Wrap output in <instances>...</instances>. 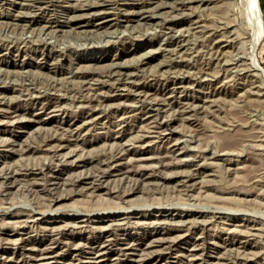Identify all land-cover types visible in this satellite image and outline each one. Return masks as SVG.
Here are the masks:
<instances>
[{
	"label": "rangeland",
	"instance_id": "rangeland-1",
	"mask_svg": "<svg viewBox=\"0 0 264 264\" xmlns=\"http://www.w3.org/2000/svg\"><path fill=\"white\" fill-rule=\"evenodd\" d=\"M85 1L94 3L99 0H53L56 8L49 6L50 10H54V12H48V14L47 12H37L38 10L31 6V0H0V107L6 109L11 106L16 109L17 119L19 122L21 120L22 124L8 126V118L0 115V131H5L0 135V172L14 173L12 180L9 181L2 180L3 178L0 176V259H2L0 264H28L17 260L27 257L28 253L23 254V249L27 250L38 242L55 246L54 248L62 255L61 260L54 259L52 264H97L88 258L91 255L86 253L89 243L98 239H113L108 252L110 258H114L125 235L142 238L138 240L141 247H144L143 243H147L149 239H171L180 236L173 247H167L165 243L167 239H164L159 243L152 244L151 247L144 250L145 252L135 251V256L146 258L144 264H155L156 261L158 264H264V174L262 172L264 165V96H261L263 92L257 88L259 83H253L252 80H249L250 82L245 80V83L239 75L235 76L233 73L236 69L243 68L242 65L237 67L238 64L246 61L249 48L247 38H249L248 35L252 27L244 12L242 1L159 0L161 2L159 3L158 0H143L144 6L138 8L135 7L138 0H107L99 5L98 10L88 11L89 14L76 8V4ZM164 2L166 7L159 9L157 5H164ZM179 2H187L188 6L183 11L176 9L175 6ZM259 3L264 25V0H259ZM28 4L30 5L28 6ZM171 7H174L175 10ZM138 9H147L149 12H153V18L144 20L133 17L131 14ZM230 10L232 11L230 12ZM81 14L82 16H80ZM48 18L49 20H47ZM89 19L92 21L87 24ZM99 22H103V24ZM255 53L264 68V33ZM141 60L146 62L143 63ZM112 62L114 66L117 63H119L118 66H128L131 73L128 76L130 79L124 75L119 77V75L110 74L109 76L107 69L114 68ZM79 67L81 70L85 68L88 71H81L78 69ZM87 67L91 70L89 71ZM133 71L134 73H132ZM103 72L104 74H102ZM81 73L92 75L84 78L81 77ZM100 73L104 76H101ZM93 78H97L98 81ZM99 79L103 80L99 81ZM177 79H185L182 86L173 85L170 82ZM187 79L188 81H186ZM80 80L81 82H79ZM91 81L93 82L91 83ZM113 81L117 82L114 84ZM89 83L92 84L89 85L91 87L87 86ZM184 84L188 86V89ZM134 85H142L145 89L155 90L154 92L179 86V91L181 90L183 93L177 94V96L197 99L194 104L195 106L197 104L195 111H198H192L193 113L189 112L186 115L178 114L179 112L174 109L169 111L176 113L175 116L173 112L168 111L157 117V122L168 123L169 130L164 132L160 139L149 137L146 140L147 143L143 145V149L123 155L122 158H125L122 162L128 172L112 173L103 180L100 187L89 188L84 183L85 181H81V178L97 174L102 170H111V167L98 166L94 162L75 165L77 159H89L92 156L101 155L103 152H109L115 149L118 143L123 145L128 134L131 135L128 138L130 140L133 138V140L128 142V146L127 142H124V146H130L129 148L138 146L137 143H134V135L137 137L140 134L136 125L140 126L144 123L142 121L145 116L143 117L140 113L149 109L146 103L132 99L135 94ZM93 86H96L95 89ZM248 86L253 88L245 90ZM77 88L81 90L82 94ZM231 90L237 91L242 97H245L244 93L248 91L253 94L255 99L260 98L263 102L261 105H250L245 98L241 100L240 94L230 96L228 91ZM41 94H56L61 98L65 96L62 100V107H66V112L71 115L78 114L80 111V108L72 103V99L79 94L86 95V98H94L95 101L91 104L92 106L88 107L94 112L97 111L94 118L98 119L89 122L91 126L89 123L86 125L78 136L76 145L70 144L69 146L73 147L70 150H68L70 147L63 149L61 154L52 158L54 161L50 159L53 157L50 155L53 154L49 151L42 149L36 151L28 148L20 150V147L24 149L29 145L30 138L33 140L37 138L38 142V137H43L46 133L53 134L52 136L59 134V137L64 140H72V137H67L68 134L60 135V133L54 132V123L65 117V114L61 112L58 114L59 111L50 115L55 121L53 125L50 123L44 126L39 134L37 129L34 130L36 125L25 124L31 123L29 119L32 118V114L33 116H46L44 112L39 113L40 103L43 101L34 100ZM69 94H72V97ZM101 94L102 97L111 98L110 103L113 104L111 105L107 101L106 104H101L106 105L105 108L100 106L97 99L101 97ZM108 94L109 96H107ZM155 94L157 96L153 95V97L161 98L159 94ZM30 96L35 97L30 98ZM230 98L234 100H229ZM120 116L127 118L123 120L125 124L122 123V126L130 127L123 142L107 138L108 130L114 133L111 123L120 121L122 119ZM132 117L136 118L133 120ZM110 120L112 122H109ZM106 124L107 127H105ZM190 128L193 129L190 130ZM257 128L258 130H256ZM52 131L54 133L51 134ZM31 132L33 135L30 134ZM34 133H37V136ZM223 135L225 137H222ZM2 137H4L3 140ZM9 137L14 141H10ZM7 139L9 140L7 141ZM33 140L30 141L31 147L38 144L36 140ZM151 141L154 142L151 143ZM110 142L116 143L115 146L112 147ZM22 144L25 145L22 146ZM174 144L176 145L172 149L171 146ZM14 149L16 150L14 151ZM73 149H75L74 152H72ZM260 153L262 155H259ZM258 156L262 159L261 162ZM146 157L154 158V162L153 160L152 163L140 161L141 158ZM160 157L164 164H169L168 167L162 169L159 166L161 165ZM73 161L75 162L72 163ZM256 161L262 164L259 163L261 167ZM140 164L143 166L151 164L152 166L150 165L147 171L158 170L159 177L156 174L147 180L143 179L144 181L140 179L138 174ZM249 165L253 167L251 168ZM84 169L86 170L84 171ZM249 169L252 171L250 172ZM29 171H34L36 174L25 176L24 173H29ZM73 173L75 174L73 175ZM74 181L81 182L74 184ZM108 215H113V217L103 218ZM86 219H89L88 222L84 221ZM71 238H74V243L69 241ZM50 239L56 241L57 244H49ZM79 250L85 251V253L76 255V251ZM120 256L119 258L122 260L120 261L124 264L126 262L133 263L132 257ZM217 258L221 261L216 262Z\"/></svg>",
	"mask_w": 264,
	"mask_h": 264
},
{
	"label": "bare ground",
	"instance_id": "bare-ground-1",
	"mask_svg": "<svg viewBox=\"0 0 264 264\" xmlns=\"http://www.w3.org/2000/svg\"><path fill=\"white\" fill-rule=\"evenodd\" d=\"M12 1V0H11ZM25 1V0H24ZM67 1V0H66ZM69 1V0H68ZM79 1V0H78ZM84 1V0H83ZM88 1H90V0H88ZM93 1V0H92ZM96 1V0H95ZM124 1V0H123ZM133 1V0H132ZM163 1V0H162ZM242 1V3H243V5H244V12L246 13V15L248 16V19L250 20V22H251V25H252V27H251V30H250V33H249V38H247L248 39V42H249V48H248V53H247V58H246V61L245 62H242V64H238V66L237 67H239V66H243V68L241 67V69L239 68V69H236L233 73L235 74V76H237V75H239V77L241 78V79H243L244 80V82H245V80L247 81H249V80H252L253 81V83H259L258 85H257V88L258 89H260L263 93L261 94V96H264V68L261 66V63H260V61L258 60V58H257V56H256V53H255V50L257 49V47H258V45L261 43V41H262V39H263V33H264V25H263V17L261 16V8H260V3H259V0H241ZM31 2H32V4H31V6L32 7H34V8H36L38 11L37 12H41V13H45V12H47V14H48V12L50 13V12H54V10H50V8H49V6H51V7H55V4L53 3V0H31ZM77 2V1H76ZM103 2H107V0H99V1H96V2H94V3H92V2H87V1H85L84 3H80L79 2V4L77 5L76 4V8L77 9H79L80 11H84L85 12V14H86V12H88V11H94V10H98L97 8L98 7H100L99 5L102 3L103 4ZM158 2H159V0H158ZM166 2V1H165ZM165 2H164V5L163 4H159V3H161V2H159L158 4L159 5H157V7L160 9V8H164V7H166L165 6ZM168 2V1H167ZM78 3V2H77ZM169 3V2H168ZM217 3V2H216ZM21 4V3H20ZM73 4H75V3H73ZM105 4V3H104ZM146 4V3H145ZM215 4V3H214ZM30 4H28V6H29ZM66 5V4H65ZM72 5V4H71ZM70 5V6H71ZM176 5V4H175ZM191 5V4H190ZM27 6V7H28ZM74 6V5H73ZM142 6H144V1L143 0H138L137 1V3H136V6L135 7H138V8H142ZM154 6V5H153ZM188 6V3L187 2H179V4L178 5H176L175 6V8L176 9H179V10H182L183 11V9L184 8H186ZM203 6V5H202ZM20 7V6H19ZM109 7V6H108ZM155 7V6H154ZM224 7V6H223ZM243 7V6H242ZM29 8V7H28ZM56 8V7H55ZM157 8V9H158ZM173 10H175L174 9V7H171ZM227 8V7H226ZM31 9V8H30ZM72 9V8H71ZM105 9V8H104ZM58 10V9H57ZM109 10V9H108ZM56 11V10H55ZM178 11V10H177ZM221 11V10H220ZM232 10H230V12H231ZM23 12V11H22ZM229 12V11H228ZM90 12H88V14H89ZM29 14H30V12H29ZM222 14H223V12H222ZM20 15V14H19ZM31 15V14H30ZM91 15V14H90ZM99 15V14H98ZM133 17H136V18H139V19H144V20H151L152 18H153V16H154V14H153V12H149L147 9H138L135 13L133 12V14H131ZM158 15V14H157ZM80 16H82V14L80 15ZM79 16V17H80ZM85 16V15H84ZM127 16V15H126ZM229 16V15H228ZM17 17H18V15H17ZM22 17V16H21ZM73 17V16H72ZM131 17V16H130ZM53 18H55V17H53ZM74 18H76L75 16H74ZM73 18V19H74ZM13 19H16V18H13ZM69 19V18H68ZM72 19V20H73ZM79 19V18H78ZM47 20H49V18L47 19ZM70 20V19H69ZM118 20H120V19H118ZM200 20V19H199ZM17 21V20H16ZM25 21V20H24ZM24 21H22V22H24ZM92 20H90L89 19V21L87 22V24H89L90 22H91ZM173 21V20H172ZM176 21V20H175ZM231 22H233L234 20H230ZM230 21H228V22H230ZM30 22V21H29ZM64 22H66V21H64ZM13 23V22H12ZM27 23V22H26ZM36 23V22H35ZM68 23V22H67ZM93 23V22H92ZM99 23H102L103 24V22H99ZM1 24V23H0ZM20 24V23H19ZM30 24V23H29ZM64 24V23H63ZM23 25V24H22ZM43 25V24H42ZM55 25V24H54ZM84 25V24H83ZM95 25V24H94ZM99 25V24H98ZM101 25V24H100ZM204 25V24H203ZM226 25V24H225ZM227 26V25H226ZM15 27V26H14ZM24 27V26H23ZM26 27V26H25ZM45 27V26H44ZM78 27V26H77ZM229 27V26H228ZM19 28V27H18ZM167 28H168V26H167ZM208 28V27H207ZM41 29V28H40ZM43 29V28H42ZM134 29V28H133ZM206 29V28H205ZM189 30V29H188ZM202 30V29H201ZM174 31V30H173ZM195 31V30H194ZM249 32V31H248ZM247 32V33H248ZM111 33V32H110ZM216 33V32H215ZM214 33V34H215ZM201 34V33H200ZM174 35V34H173ZM228 35V34H227ZM225 37V36H224ZM214 38V37H213ZM227 38V37H226ZM179 39V38H178ZM182 39V38H181ZM220 39V38H219ZM232 39V38H231ZM218 40V39H217ZM242 40V39H241ZM30 42V41H29ZM32 42V41H31ZM205 42V41H204ZM247 42V43H248ZM24 44V43H23ZM45 44V43H44ZM4 45V44H3ZM166 45V44H165ZM42 46V45H41ZM46 46V45H45ZM29 47V46H28ZM51 47V46H50ZM163 47H165V46H163ZM162 47V48H163ZM178 47V46H177ZM7 48H8V46H7ZM7 48H6V50H7ZM11 48V47H10ZM22 48H23V45H22ZM29 48H31V47H29ZM159 48V47H158ZM157 48V49H158ZM172 48V47H171ZM243 48V47H242ZM44 49V48H43ZM48 49V48H47ZM166 49V48H165ZM168 49V48H167ZM166 49V50H167ZM177 49V48H176ZM26 50V49H25ZM33 50V49H32ZM45 50V49H44ZM43 50V51H44ZM51 50V49H50ZM207 50V49H206ZM17 51V50H16ZM152 51V50H151ZM215 51V50H214ZM7 52V51H6ZM9 52V51H8ZM11 52V51H10ZM35 52V51H34ZM227 53H229V52H227ZM1 54V53H0ZM17 54H18V52H17ZM44 54V53H43ZM166 54V53H165ZM232 54V53H231ZM153 55V54H152ZM175 55V54H174ZM222 55V54H221ZM28 56V55H27ZM44 56V55H43ZM146 56V55H145ZM227 56V55H226ZM231 56V55H230ZM233 56H234V54H233ZM245 56V55H244ZM243 56V57H244ZM19 57V56H18ZM136 57V56H135ZM139 57V56H138ZM144 57V56H143ZM151 57V56H150ZM24 58V57H23ZM42 58V57H41ZM44 58V57H43ZM147 58V57H146ZM214 58V57H213ZM56 59V58H55ZM72 59V58H71ZM112 59V58H111ZM134 59V58H133ZM182 59V58H181ZM180 59V60H181ZM70 60V59H69ZM90 60V59H89ZM76 61V60H75ZM133 61V60H132ZM131 61V62H132ZM142 61V60H141ZM140 61V62H141ZM243 61V60H242ZM1 62V61H0ZM5 62V61H4ZM57 62V61H56ZM77 62V61H76ZM127 62V61H126ZM143 62V61H142ZM141 62V63H142ZM144 62H146V61H144ZM143 62V63H144ZM225 62H226V60H225ZM235 62V61H234ZM38 63V62H37ZM58 63V62H57ZM71 63V62H70ZM70 63H69V65H70ZM113 63V62H112ZM121 63H123V62H121ZM129 63V62H128ZM240 63V62H239ZM6 64V63H5ZM51 64H53V63H51ZM59 64V63H58ZM118 65H119V63H117ZM117 64H115L116 66H114V63H113V65L112 66H114V68L113 69H107V73H109V76H110V74L111 75H114V76H118L119 75V77H120V75H124L125 77L127 76H130L131 75V73L129 72V70H130V68L128 67V66H122L121 64V66H118ZM132 64V63H131ZM158 64H160V63H158ZM157 64V65H158ZM228 64V63H227ZM15 65V64H14ZM17 65H19V64H17ZM21 66L23 65V63L22 64H20ZM29 65V64H28ZM50 65V64H49ZM62 65V64H61ZM124 65H125V63H124ZM68 66V65H67ZM86 66H88L89 67V65H86ZM138 66V65H137ZM47 67V66H46ZM55 67V66H54ZM85 67V66H84ZM87 67V68H88ZM156 67V66H155ZM200 67V66H199ZM86 68V67H85ZM84 68V70H86ZM169 68V67H168ZM61 69V68H60ZM64 69V68H63ZM78 69H80V67L78 68ZM89 69V68H88ZM149 69V68H148ZM3 70V69H2ZM27 70V69H26ZM29 70V69H28ZM81 70V69H80ZM83 70V69H82ZM81 70V71H82ZM83 70V71H84ZM91 69H89V71H90ZM142 70V69H141ZM18 71V70H17ZM51 71V70H50ZM69 71V70H68ZM76 72L78 71V70H75ZM86 71H88V70H86ZM242 71V72H241ZM24 72V71H23ZM27 72V71H26ZM53 72V71H52ZM69 72H71V71H69ZM78 72H80V71H78ZM91 72H95V71H91ZM96 72H97V70H96ZM16 73V72H15ZM18 73V72H17ZM53 73H55V72H53ZM89 73V72H88ZM132 73H134V71L132 72ZM181 73V72H180ZM193 73H194V71H193ZM205 73V72H204ZM207 73V72H206ZM209 73V72H208ZM221 73V72H220ZM228 73V72H227ZM12 74V73H11ZM27 74V73H26ZM84 74H86V73H81V77H84V78H86V77H89V76H91L92 74H90V75H84ZM102 74H104V72L102 73ZM101 73H100V75L101 76H104V75H102ZM137 74V73H136ZM153 74V73H152ZM160 74V73H159ZM168 74V73H167ZM179 74V73H178ZM225 74H226V72H225ZM14 75V74H13ZM23 75H24V73H23ZM49 75V74H48ZM95 75H99V74H95ZM99 75V76H100ZM170 75V74H169ZM220 75V74H219ZM233 75V74H232ZM26 76V75H25ZM80 76V75H79ZM234 76V75H233ZM42 77V76H41ZM64 77V76H63ZM105 77H106V75H105ZM108 77V76H107ZM132 77V76H131ZM166 77V76H165ZM165 77H163V78H165ZM171 77V76H170ZM173 77V76H172ZM183 77V76H182ZM226 77V76H225ZM76 78V77H75ZM79 78V77H78ZM92 78V77H91ZM98 78H100V77H98ZM111 78V77H110ZM117 78V77H116ZM116 78H114L115 80H116ZM129 78V77H128ZM133 78V77H132ZM167 78H169V77H167ZM177 78V77H176ZM180 78H181V76H180ZM184 78V77H183ZM189 78V77H188ZM238 78V77H237ZM237 78H236V80H237ZM28 79V78H27ZM88 79V78H87ZM94 79V78H93ZM92 79V80H93ZM96 80H97V78H95ZM94 79V80H95ZM130 79V78H129ZM174 79V78H173ZM196 79V78H195ZM211 79H213V78H211ZM234 79V78H233ZM240 79V80H241ZM52 80V79H51ZM60 80V79H59ZM74 80V79H73ZM79 80V79H78ZM103 79H99V81H102ZM119 80V79H118ZM117 80V81H118ZM147 80V79H146ZM158 80H159V78H158ZM185 79H177V80H173V81H170L173 85H181V84H183L185 81H184ZM191 80V79H190ZM207 80V79H206ZM226 80V79H225ZM68 81V80H67ZM83 81V80H82ZM87 81V80H86ZM88 81H90V80H88ZM87 81V82H88ZM98 81V80H97ZM96 81V82H97ZM117 81H115V82H117ZM129 81V80H128ZM134 81H135V79H134ZM166 81V80H165ZM186 81H188V79L186 80ZM247 81V82H248ZM69 82V81H68ZM73 82V81H72ZM79 82H81V80L79 81ZM93 81H91V83H92ZM95 82V81H94ZM110 82H112V81H110ZM115 82L113 81V83L115 84ZM121 82V81H120ZM126 82H127V79H126ZM164 82V81H163ZM166 82H168V81H166ZM193 82V81H192ZM243 82V81H242ZM250 82V81H249ZM21 83V82H20ZM61 83V82H60ZM82 83H84V81L82 82ZM100 83V82H99ZM105 83V82H104ZM107 83V82H106ZM125 83V82H124ZM191 83V82H190ZM246 83V82H245ZM24 84V83H23ZM50 84V83H49ZM61 84H63V83H61ZM66 84V83H65ZM101 84H102V82H101ZM108 84H109V82H108ZM121 84V83H120ZM163 84V83H162ZM32 85V84H31ZM54 85V84H53ZM81 85V84H80ZM79 85V86H80ZM84 85V84H83ZM89 85H92V84H88L87 86H89ZM97 85V84H96ZM99 85V84H98ZM106 85V84H105ZM128 85V84H127ZM133 85V84H132ZM164 85V84H163ZM185 86H186V84H184ZM190 85H192V83L190 84ZM254 85V84H253ZM252 85V86H253ZM21 86V85H20ZM37 86V85H36ZM51 86V85H50ZM59 86V85H58ZM86 86V87H87ZM102 86V85H101ZM110 86V85H109ZM179 86L178 87H173L172 89H169V90H165V89H160V90H158V91H156V92H154L155 90H153V91H151L150 89H145L142 85H134V91H135V94H134V97L132 98L133 100H136V101H140V103L142 102V103H146V106H147V108L149 109V110H147L146 112H142V113H140L143 117L145 116V118H144V120L142 121V122H144L142 125H140V126H138V125H136L137 126V128H138V130H139V132H140V134L139 135H137V137H136V135H134L135 136V140H134V143H137L138 144V146H135V147H133L132 148V146H131V148H129V147H126V146H124L125 145V143L127 142V146H128V142L130 143V141L131 140H133V138L130 140L129 138L131 137V135L129 136V134H128V137L126 138V134L128 133V131L130 130L129 128H124L122 125L123 124H125V123H123V120L125 119V118H122L121 116V118L122 119H120V121H117L116 123H114V124H112L111 123V129H114V133H111L110 132V130H108V137L107 138H110V140H117V141H119V142H123V140L125 139V143L123 142L122 144L123 145H120L119 143H118V145H119V147H117V146H115L114 144H116V143H113L112 144V142H110L111 144H112V147H116L115 149H113V150H111V151H109V152H103V153H101V155H96V156H92V157H90L89 159H77L76 160V162L75 161H73L72 163H74L75 165H77V164H84V163H91V162H94V163H96L95 165H98V166H106V167H111V170H102V171H100V172H98L97 174H93V175H89V176H85L84 178H81V181H85L84 183L87 185V187H89V188H97V187H100L102 184H103V180H105L107 177H109L110 175H112V173H116V174H121V173H126V172H128V170H125V166H124V163L122 162L123 160H124V158H122L123 157V155L124 154H127V153H130L131 151H135V150H137V149H143V145H145L147 142H146V140L150 137H153V138H155L156 140L157 139H160L161 137H162V135L164 134V132H166L167 130H169V128H168V123L167 122H165V121H163V122H160V121H156L157 120V117H160V116H162L164 113H166V112H168L169 110H174V111H178L179 113L178 114H188L189 112H192V111H195V108H196V106H197V104H196V106H195V104H194V102H197V99L196 100H194L193 98H189V97H187V96H177V94L179 95L180 93H181V90L179 91ZM182 86V85H181ZM242 86V85H241ZM244 87H246L245 85H243ZM250 87V86H248V88H246L245 90H249V88L251 89V88H253V87ZM42 87V86H41ZM54 87V86H53ZM52 87V88H53ZM72 87V86H71ZM80 87H82V86H80ZM84 87V86H83ZM89 87H91V86H89ZM89 87H87V88H89ZM94 87V86H93ZM96 87V86H95ZM95 87H94V89H95ZM98 87V86H97ZM122 87V86H121ZM187 87V88H186ZM186 87H184V88H186V89H188V86H186ZM205 87V86H204ZM38 88V87H37ZM59 88V87H58ZM57 88V89H58ZM64 88V87H63ZM73 88H74V86H73ZM73 88H71V89H73ZM118 88V87H117ZM161 88V87H160ZM183 88V89H184ZM257 88H256V90H257ZM22 89V88H21ZM78 90H80L79 88H77ZM86 89V88H85ZM98 89V88H97ZM157 89V88H156ZM243 89V88H242ZM16 90V89H15ZM43 90V89H42ZM54 90V89H53ZM68 90V89H67ZM66 90V91H67ZM69 90H70V88H69ZM68 90V91H69ZM83 90V89H82ZM234 90V89H233ZM244 90V91H245ZM18 91V90H17ZM55 91V90H54ZM53 91V92H54ZM61 91V90H60ZM67 91V92H68ZM84 91V90H83ZM225 91V90H224ZM240 91V90H239ZM253 91V90H252ZM259 91V90H258ZM25 92V91H24ZM28 92V91H27ZM29 92H31V91H29ZM38 92V91H37ZM42 92H44V91H42ZM47 93H48V91H46ZM56 92V91H55ZM73 92H74V90H73ZM79 92V91H78ZM78 92H77V94H78ZM80 92H81V90H80ZM90 92V91H89ZM99 92H101V91H99ZM98 92V93H99ZM133 92V91H132ZM201 92V91H200ZM214 92V91H213ZM212 92V93H213ZM241 92V91H240ZM34 93V92H33ZM45 93V92H44ZM52 93V92H51ZM61 93V92H60ZM70 93H71V91H70ZM102 93H103V91H102ZM119 93V92H118ZM155 93H157V94H159L160 96H161V98L159 97L158 99H157V97L155 98V97H153V95H155V96H157ZM182 93H183V91H182ZM181 93V94H182ZM216 93V92H215ZM225 93H226V91H225ZM258 93H261V92H258ZM25 94V93H24ZM27 94V93H26ZM37 94V93H36ZM36 94H33V95H36ZM81 94H82V92H81ZM84 94V93H83ZM86 94V93H85ZM106 94V93H105ZM121 94V93H120ZM228 94L230 95V96H237V95H239L238 94V92L237 91H228ZM257 94V93H256ZM20 96H21V94H19ZM32 95V94H31ZM38 95V94H37ZM70 95V94H69ZM72 95V94H71ZM70 95V97H72ZM73 95H74V93H73ZM184 95V94H183ZM218 95V94H217ZM225 95V94H224ZM26 96V95H25ZM63 96V95H62ZM66 96H67V94H66ZM86 95H80L79 94V96H75L73 99H72V103L73 104H76L79 108H80V111H79V113L78 114H68L67 112H66V110H65V106L67 105L66 103H65V108H63L62 107V100H63V98L65 97H63V98H61V97H59V96H56V94L55 95H53V94H41V95H39V96H36V98L34 99V100H42L43 102L42 103H40V112L39 113H41V112H44V114L46 115V116H41V115H38V116H33V114H32V118H30L29 120H30V122L31 123H25V124H27V125H30V124H33V125H36V128H34V130H38V134L39 133H41L42 131H41V129H44V126H46V125H48V124H50V123H52V125H53V122H55V121H53L52 120V117L50 116L51 114H53V113H56L57 111H59L58 112V114L61 112V113H63V114H65V117L62 119V120H60V121H58V122H56V123H54L55 125H53L54 126V132L56 131V134H58V133H60V135L62 134V133H64L65 135L66 134H68L67 135V137L68 136H70V137H72V140H64L62 137H59V134H58V136H52L53 134L52 133H54L53 131L51 132V134L52 135H50V134H45L43 137L41 136V135H39V136H41V137H38L39 139H38V142H37V138H35V140H36V142L38 143L36 146H34V147H31L30 146V141L31 140H33L32 138H30L31 140L29 141V145H27V147H24V149H22V147H20L21 149V151L22 150H25L26 148H28V149H34V150H38V149H42V150H45V151H49V152H51V154H53V155H50V156H53V157H50V159H52V158H55V156H58L59 154H61V152H62V150L63 149H65V148H67V147H70L69 145L70 144H75V143H77L78 142V140H77V138H78V136H80V133L83 131V129L86 127V125L89 123V122H91V121H95L96 119H98V118H94V115H95V113L97 112H94L92 109H90L88 106L89 105H91V104H93V101H94V98L92 99V98H86L85 97ZM90 96V95H89ZM92 96V95H91ZM95 96H97L96 94H95ZM94 96V97H95ZM98 96H99V94H98ZM105 96V95H104ZM107 96H109V94L107 95ZM129 96V95H128ZM240 96H241V94H240ZM244 96L245 97H242L241 96V100L243 99V98H245L249 103H250V105L251 104H256V105H261L262 104V102H263V100L262 99H255V97H253V94H251V93H249L248 91H246L245 93H244ZM18 97V96H17ZM28 97V96H27ZM32 97H35V96H32ZM31 96H30V98H32ZM218 98H219V96H217ZM260 97V96H259ZM3 98V97H2ZM25 99L24 100H26V97H24ZM29 98V99H30ZM116 99V98H115ZM126 99V98H125ZM232 98H230L229 100H231ZM11 100H13V99H11ZM31 100V99H30ZM33 100V99H32ZM65 100V99H64ZM67 100V99H66ZM112 99L111 98H107V97H102V94H101V97L100 98H98L97 99V102H98V104L100 105V106H106V105H101V104H106V102L107 101H109V103H110V101H111ZM209 100H211V99H209ZM232 100H234V99H232ZM238 100V99H237ZM246 100H245V102H246ZM135 101V103H137ZM70 102V101H69ZM68 102V103H69ZM119 102V101H118ZM122 102V101H121ZM120 102V104L122 105V103ZM123 102H124V99H123ZM134 102V101H133ZM213 102H215V101H213ZM8 103H9V101H8ZM18 103V102H17ZM21 103V102H20ZM94 103H95V101H94ZM139 103V102H138ZM224 103V102H223ZM248 103V104H249ZM264 103V102H263ZM0 104H1V102H0ZM13 104H14V102H13ZM29 104V103H28ZM27 104V105H28ZM64 104V103H63ZM97 104V105H98ZM111 105L113 104V103H110ZM109 104V105H110ZM236 104V103H235ZM241 104V103H240ZM26 105V104H25ZM71 105V104H70ZM245 105V104H244ZM264 105V104H263ZM69 106V105H68ZM68 106H67V108H68ZM76 106V108H78ZM92 106V105H91ZM20 107V106H19ZM23 107V106H22ZM71 107V106H70ZM96 107V106H95ZM98 107V106H97ZM119 107H120V105H119ZM25 108V107H24ZM99 108V107H98ZM105 108V107H104ZM143 108V107H142ZM198 108H199V106H198ZM205 108V107H204ZM208 108V107H207ZM236 108V107H235ZM102 109V108H101ZM114 109V108H113ZM133 109V108H132ZM140 109V108H139ZM249 109V108H248ZM96 110V109H95ZM98 110V109H97ZM135 110H137V109H135ZM209 110V109H208ZM227 110V109H226ZM251 110V109H250ZM23 111V110H22ZM144 111V110H143ZM198 111V110H197ZM197 111H195V112H197ZM204 111V110H203ZM212 111V110H211ZM254 111V110H253ZM125 112H127L126 110H125ZM153 112V113H152ZM170 112V111H169ZM171 112H173V111H171ZM170 112V113H171ZM210 112V111H209ZM224 112V111H223ZM72 113V112H71ZM105 113V112H104ZM133 113V112H132ZM131 113V114H132ZM174 113V112H173ZM193 113V112H192ZM228 113V112H227ZM226 113V114H227ZM234 113V112H233ZM35 114V113H34ZM109 114V113H108ZM115 114V113H114ZM121 114V113H120ZM129 114V113H128ZM175 114L176 113H174V116H175ZM0 115L1 116H5V117H7L8 118V121H7V125L8 126H14L15 124H21V120H20V122L18 121L19 119H17V117H18V114H17V111H16V109H14L13 107H11V106H8L6 109H3V108H1L0 107ZM25 115V114H24ZM57 115V114H56ZM97 115V114H96ZM95 115V116H96ZM104 115V114H103ZM133 115V114H132ZM135 115V114H134ZM205 115V114H204ZM214 115H216V114H214ZM235 115V114H234ZM22 116V115H21ZM28 116H29V114H28ZM31 116V115H30ZM127 117L129 116V115H126ZM183 117H184V115H182ZM189 116V115H188ZM187 116V117H188ZM23 117V116H22ZM115 117V116H114ZM113 117V118H114ZM125 117V116H124ZM130 117V116H129ZM141 117V116H140ZM179 117V116H178ZM178 117H176V118H178ZM186 117V116H185ZM190 117H191V115H190ZM203 117V116H202ZM205 117V116H204ZM222 117V116H221ZM264 117V116H263ZM29 118V117H28ZM110 118H111V116H110ZM133 118V117H132ZM136 118V117H135ZM135 118H133V120L135 119ZM167 118V117H166ZM173 118V117H172ZM179 118H181V117H179ZM193 118V117H192ZM234 118V117H233ZM239 118V117H238ZM23 119H25L24 117H23ZM127 119V118H126ZM125 119V120H126ZM188 119V118H187ZM189 119H191V118H189ZM257 119V118H256ZM1 120V119H0ZM26 120H27V116H26ZM25 120V121H26ZM100 120V119H99ZM116 120V119H115ZM114 120V121H115ZM118 120V119H117ZM165 120V119H164ZM167 120H168V118H167ZM173 120V119H172ZM180 120V119H179ZM182 120V119H181ZM212 120V119H211ZM234 120V119H233ZM242 120V119H241ZM3 121H4V119H3ZM28 121V120H27ZM176 121V120H175ZM184 121V120H183ZM182 121V122H183ZM238 121H239V119H238ZM257 121V120H256ZM103 122V121H102ZM101 122V123H102ZM109 122H112L111 120L109 121ZM187 122V121H186ZM193 122V121H192ZM224 122V121H223ZM242 122V121H241ZM244 122V121H243ZM258 122V121H257ZM96 123H97V121H96ZM106 123V122H105ZM123 123V124H122ZM181 123V122H180ZM2 124H5V123H2ZM109 124V123H108ZM141 124V123H140ZM170 124V123H169ZM229 124V123H228ZM22 125V124H21ZM89 125H90V123H89ZM184 125H186V124H184ZM246 125V124H245ZM244 125V126H245ZM15 126H17V125H15ZM24 126V125H23ZM91 126V125H90ZM108 125L106 124V126L105 127H107ZM183 126V125H182ZM31 127V126H30ZM49 127H51V126H49ZM172 127V126H171ZM175 127V126H174ZM177 127V126H176ZM175 127V128H176ZM186 127V126H185ZM196 127H197V125H196ZM212 127V126H211ZM238 127V126H237ZM32 128V127H31ZM189 128V127H188ZM210 128V127H209ZM230 128V127H229ZM252 128V127H251ZM262 128V127H261ZM9 129V128H8ZM7 129V130H8ZM45 129H48V128H45ZM109 129H110V127H109ZM134 129V128H133ZM179 129V128H178ZM177 129V130H178ZM191 129H193V128H190V130ZM208 129V128H207ZM249 129V128H248ZM25 130V129H24ZM88 130V129H87ZM86 130V131H87ZM136 130V129H135ZM137 130V131H138ZM175 130V129H174ZM250 130V129H249ZM256 130H258V128L256 129ZM10 131H11V129H10ZM9 131V132H10ZM17 131V130H16ZM20 131V130H19ZM48 131V130H47ZM46 131V132H47ZM58 131H60V132H58ZM136 131V132H137ZM239 131V130H238ZM3 132H5V131H3ZM3 132L2 131H0V135H2L3 134ZM33 132V131H32ZM32 132L30 133V134H32ZM98 132V131H97ZM131 132V131H130ZM139 132H137V133H139ZM184 132V131H183ZM235 132V131H234ZM237 132V131H236ZM243 132V131H242ZM253 132V131H252ZM133 133V132H132ZM168 133V132H167ZM191 133H193V132H191ZM190 133V134H191ZM233 133V132H232ZM238 133V132H237ZM35 134V133H34ZM37 134V133H36ZM35 134V135H36ZM84 134V136H85V133H83ZM188 134V133H187ZM203 134H206V133H203ZM224 134V133H223ZM229 134H230V132H229ZM244 134V133H243ZM251 134H253V133H251ZM12 135V134H11ZM11 135H9V136H11ZM33 135V134H32ZM31 135V136H32ZM150 135V136H149ZM215 135H217V134H215ZM222 135V134H221ZM242 135V134H241ZM37 136V135H36ZM36 136H33V137H36ZM83 136V137H84ZM201 136V135H200ZM227 136H229V135H227ZM177 137V136H176ZM221 137V136H220ZM222 137H225L224 135L222 136ZM232 137V136H231ZM262 137V136H261ZM3 138L4 137H2V140H3ZM29 138V137H28ZM218 138V137H217ZM234 138V137H233ZM238 138V137H237ZM9 139H10V141H12L13 139H11L10 137H9ZM9 139H7V141L9 140ZM66 139V138H65ZM79 139V138H78ZM82 139V138H81ZM106 139V138H105ZM128 139V141H126ZM180 139V138H179ZM209 139V138H208ZM231 138L229 137V140H230ZM35 140H33V141H35ZM82 140H85V139H82ZM87 140V139H86ZM109 140V141H110ZM234 140V139H233ZM238 140V139H237ZM236 140V141H237ZM260 140V139H259ZM1 141V140H0ZM14 141V140H13ZM89 141V140H88ZM224 141V140H223ZM226 141V140H225ZM224 141V142H225ZM231 141V140H230ZM28 142V141H27ZM35 142V143H36ZM83 142V141H82ZM86 142V141H85ZM91 142V141H90ZM154 141H151V143H153ZM227 142V141H226ZM245 142V141H244ZM8 143V142H7ZM33 143V142H32ZM31 143V144H32ZM133 143V142H132ZM131 143V144H132ZM148 143H150V142H148ZM228 143H230V142H228ZM257 143V142H256ZM10 144H12L11 142H10ZM15 144V143H14ZM26 144V143H25ZM24 144V145H25ZM80 144V143H79ZM83 144V143H82ZM105 145H106V143H104ZM177 144V143H176ZM176 144H174V145H172L171 147H172V149H173V147L176 145ZM196 144V143H195ZM240 144V143H239ZM9 145V144H8ZM7 145V146H8ZM23 144H22V146H24ZM32 145H35V144H32ZM76 145V144H75ZM101 145V144H100ZM133 145V144H132ZM170 145V144H169ZM183 145V144H182ZM238 145V144H237ZM250 145V144H249ZM10 146V145H9ZM13 146V145H12ZM21 146V145H20ZM74 146V145H73ZM103 146V145H102ZM223 146V145H222ZM239 146V145H238ZM78 147V146H77ZM83 147H85V146H83ZM111 146L109 145V148H110ZM182 147V146H181ZM236 147V146H235ZM234 147V148H235ZM12 148V147H11ZM14 148V147H13ZM73 148V147H72ZM71 147L68 149V150H70V149H72ZM74 148H75V146H74ZM92 148V147H91ZM145 148V147H144ZM151 148V147H150ZM167 148H168V146H167ZM193 148H195L194 146H193ZM212 148V147H211ZM3 149V148H2ZM19 149V148H18ZM79 149V148H78ZM85 149V148H84ZM107 149V148H106ZM105 149V150H106ZM165 149H166V147H165ZM169 149V148H168ZM12 150V149H11ZM16 149H14V151H15ZM103 151H104V149H102ZM101 150V151H102ZM138 150V151H139ZM145 150V149H144ZM171 150V149H170ZM169 150V151H170ZM13 151V150H12ZM11 151V152H12ZM18 151V150H17ZM75 151V149H73L72 150V152H74ZM86 151V150H85ZM107 151V150H106ZM168 151V150H167ZM249 151V150H248ZM31 152V151H30ZM41 152V151H40ZM84 152V151H83ZM18 153V152H17ZM139 153V152H138ZM222 153V152H221ZM262 153V152H261ZM259 154V155H262V154ZM19 154V153H18ZM23 154V153H22ZM40 154V153H39ZM67 154V153H66ZM72 154V153H71ZM75 154V153H74ZM233 154V153H232ZM49 155V154H48ZM73 155V154H72ZM24 156V155H23ZM67 156H68V154H67ZM254 156V155H253ZM60 157V156H59ZM62 157V156H61ZM79 157V156H78ZM161 158L162 157H160L159 159V162L161 163V165H159V166H161L162 167V169H164V168H166V167H168L169 166V164H167V163H165L164 164V162L161 160ZM252 158H255V157H252ZM256 158H257V156H256ZM258 158L260 159V157L258 156ZM59 159V158H58ZM154 158H152V157H146V158H141L140 159V161H146V162H148V161H152ZM177 159V158H176ZM183 159V158H182ZM181 159V160H182ZM188 159V158H187ZM192 159V158H191ZM246 159V158H245ZM259 159H258V161H259ZM30 160V159H29ZM53 160V159H52ZM72 160V159H71ZM157 160V159H156ZM164 160V159H163ZM232 160V159H231ZM261 160L262 159H260V162H261ZM32 161V160H31ZM46 161V160H45ZM54 161V160H53ZM57 161V160H56ZM158 161V160H157ZM176 161V160H175ZM251 161H253V160H251ZM258 161H256L257 163H258ZM263 161H264V159H263ZM36 162V161H35ZM153 162H154V160H153ZM166 162V161H165ZM168 162V161H167ZM170 162V161H169ZM222 162V161H221ZM259 162V163H260ZM56 163V162H55ZM152 163V162H151ZM174 163V162H173ZM253 163V165H254V162H252ZM256 163V164H257ZM258 163V164H259ZM263 163V162H262ZM126 164V163H125ZM246 164V163H245ZM256 164H255V166H256ZM261 164V163H260ZM260 164L258 165V166H260ZM50 165H52V164H50ZM131 165V164H130ZM151 165V164H150ZM150 165L149 164H147V165H142V164H140L139 165V176H140V179H149V178H151V177H153L154 175H156V174H158L159 173V171L157 170V171H154L153 169L151 170V172L149 171H147L148 170V168L150 167ZM262 165V164H261ZM55 166H58V165H55ZM94 166V165H93ZM152 166V165H151ZM157 166V165H156ZM224 166V165H223ZM243 166V165H242ZM250 166V165H249ZM45 167V166H44ZM53 167V166H52ZM158 167V166H157ZM238 167H240V166H238ZM251 167V166H250ZM253 167V166H252ZM251 167V168H252ZM257 167V166H256ZM261 167V166H260ZM4 168V167H3ZM6 168V167H5ZM152 168V167H151ZM226 168H228V167H226ZM244 168V167H243ZM258 168V167H257ZM41 169V168H40ZM106 169V168H105ZM232 169V168H231ZM236 169V168H235ZM3 170V169H2ZM21 170V169H20ZM27 170V169H26ZM30 170V169H29ZM86 169H84V171H85ZM137 170V169H136ZM179 170V169H178ZM134 171V170H133ZM164 171V170H163ZM243 171V170H242ZM249 171H250V169H249ZM252 171V170H251ZM250 171V172H251ZM254 171V170H253ZM256 171V170H255ZM259 171H261L260 169H259ZM49 172V171H48ZM72 172V171H71ZM70 172V173H71ZM78 172V171H77ZM81 172V171H80ZM161 172H162V170H161ZM165 172V171H164ZM188 172V171H187ZM213 172V171H212ZM244 172V171H243ZM246 172V171H245ZM262 172H263V174H264V165H263V170H262ZM38 173V172H37ZM76 173V172H75ZM75 173H73V175L75 174ZM175 173V172H174ZM183 173V172H182ZM189 173V172H188ZM205 173V172H204ZM249 173V172H248ZM260 173V172H259ZM0 174H2V175H0V176H2V180H5V181H9V180H12V177L14 176V173H10V172H7V171H4V172H0ZM33 174H36V173H34V171H29V173L27 172V173H24V175L25 176H28V175H32L33 176ZM133 174V173H132ZM206 174V173H205ZM236 174V173H235ZM243 174V173H242ZM241 174V175H242ZM250 174V173H249ZM252 174V173H251ZM256 174V173H255ZM18 175V174H17ZM16 175V176H17ZM23 175V176H24ZM72 175V176H73ZM236 175H238V174H236ZM240 175V174H239ZM258 175V174H257ZM260 175V174H259ZM262 175V174H261ZM23 176H22V178H23ZM166 176V175H165ZM195 176V175H194ZM248 176V175H247ZM39 177V176H38ZM82 177H83V175H82ZM115 177V176H114ZM158 177H159V174H158ZM215 177V176H214ZM242 177V176H241ZM252 177V176H251ZM37 178V177H36ZM43 178V177H42ZM255 178H257V177H255ZM260 178V177H259ZM29 179V178H28ZM129 179V178H128ZM216 179V178H215ZM240 179V178H239ZM247 179H249V178H247ZM262 179H263V177H262ZM23 180H24V178H23ZM37 180V179H36ZM43 180V179H42ZM122 180V179H121ZM132 180V179H131ZM196 180V179H195ZM203 180V179H202ZM211 180V179H210ZM235 180V179H234ZM233 180V181H234ZM238 180V179H237ZM236 180V181H237ZM249 180H251V179H249ZM258 180H260V179H258ZM26 181V180H25ZM49 181V180H48ZM60 181V180H59ZM63 181H65V180H63ZM81 181H74V184H75V182H81ZM111 181V180H110ZM126 181V180H125ZM133 181V180H132ZM144 181V180H143ZM209 181V180H208ZM235 181V182H236ZM16 182V181H15ZM28 182H30V181H28ZM148 182H150V181H148ZM152 182V181H151ZM154 182H156V181H154ZM186 182V181H185ZM206 182V181H205ZM215 182V181H214ZM22 183V182H21ZM27 183V182H26ZM25 183V184H26ZM121 183V182H120ZM130 183V182H129ZM158 183V182H157ZM200 183H201V181H200ZM212 183H213V181H212ZM124 184V183H123ZM138 184V183H137ZM7 185V184H6ZM9 185V184H8ZM21 185V184H20ZM136 185V184H135ZM146 185V184H145ZM166 185V184H165ZM112 186V185H111ZM158 186V185H157ZM174 186V185H173ZM219 186V185H218ZM21 187V186H20ZM31 187V186H30ZM54 187V186H53ZM122 187V186H121ZM132 187V186H131ZM197 187H198V185H197ZM52 188V187H51ZM50 188V189H51ZM173 188V187H172ZM171 188V189H172ZM181 188V187H180ZM23 189V188H22ZM27 189V188H26ZM35 189V188H34ZM48 189V188H47ZM50 189H49V191H50ZM77 189V188H76ZM146 189H147V186H146ZM182 189V188H181ZM230 189V188H229ZM30 190H31V188H30ZM52 190V189H51ZM153 190V189H152ZM160 190V189H159ZM162 190V189H161ZM175 190V189H174ZM222 190V189H221ZM236 190V189H235ZM58 191V190H57ZM205 191V190H204ZM207 191V190H206ZM218 191V190H217ZM262 191V190H261ZM30 192V191H29ZM74 192V191H73ZM245 192V191H244ZM104 193V192H103ZM141 193V192H140ZM144 193H145V191H144ZM196 193V192H195ZM13 194V193H12ZM32 194V193H31ZM100 194V193H99ZM113 194V193H112ZM126 194V193H125ZM192 194V193H191ZM201 194V193H200ZM214 194V193H213ZM261 195V194H260ZM187 196V195H186ZM228 196V195H227ZM105 197V196H104ZM183 197V196H182ZM190 197V196H189ZM216 197V196H215ZM53 198V197H52ZM100 198V197H99ZM222 198V197H221ZM33 199V198H32ZM237 199V198H236ZM55 200V199H54ZM53 200V201H54ZM244 200V199H243ZM46 202V201H45ZM201 202V201H200ZM121 204V203H120ZM230 204V203H229ZM202 206H204V205H202ZM139 207V206H138ZM6 208V207H5ZM54 208V207H53ZM225 209V208H224ZM220 210V209H219ZM106 211V210H105ZM151 212V211H150ZM161 214V213H160ZM172 215V214H171ZM109 217H113V215L112 216H110V215H108V216H105V217H103V218H109ZM89 218V217H88ZM103 218H99V219H103ZM125 218H128V217H125ZM157 218V217H156ZM110 219V218H109ZM203 219V218H202ZM28 220H29V218H28ZM88 220L89 219H86V220H84V221H87L88 222ZM117 221V220H116ZM124 221V220H123ZM179 221V220H178ZM181 221V220H180ZM6 222V221H5ZM54 222V221H53ZM152 223V222H151ZM155 223V222H154ZM183 223H184V221H183ZM217 223V222H216ZM229 223V222H228ZM7 224V223H6ZM70 224V223H69ZM176 224H177V222H176ZM9 225H10V223H9ZM36 225V224H35ZM71 225V224H70ZM151 225V224H150ZM218 225V224H217ZM21 226V225H20ZM57 226V225H56ZM146 226V225H145ZM216 226V225H215ZM4 227V226H3ZM181 227V226H180ZM60 228V227H59ZM91 228V227H90ZM134 228V227H133ZM254 228V227H253ZM125 229V228H124ZM241 229V228H240ZM102 230V229H101ZM230 230V229H229ZM231 230H233V229H231ZM236 230V229H235ZM238 230V229H237ZM245 230V229H244ZM192 231V230H191ZM248 231V230H247ZM243 232V231H242ZM245 233H246V231H245ZM254 234V233H253ZM177 235H180V234H177ZM246 235V234H245ZM260 235V234H259ZM226 236V235H225ZM103 237V236H102ZM142 237V236H141ZM166 237V236H165ZM7 239V238H6ZM15 239V238H14ZM62 239V238H61ZM139 239H142V238H134V237H130L129 235H125V238L123 237V242L122 243H120L121 244V246L118 248V252L116 253V257H115V255H114V258H110V256H109V250H108V248H109V245H111L112 244V240L113 239H103V240H100V239H98L97 241H94V242H90L89 243V246L87 247V250H86V253L87 254H90L91 256L90 257H88V258H90L91 260H94V262H96L97 264H108V263H112V264H124L123 262H121L122 260L119 258V256L120 255H122L123 257L125 256H129V257H132L133 259H132V261H133V263H128V262H126V264H144L145 263V260H146V258H141V256L140 257H138V256H135L134 255V252L135 251H139V252H145L144 250L145 249H147V248H149V247H151V245L152 244H154V243H156V242H158L159 243V241L160 240H164V239H167L166 240V246L167 247H173V246H175V243H176V241L177 240H179L180 239V236H175V237H172L171 239H168V238H159V239H156V238H154V239H149V241L147 242V243H143L145 246V248L144 247H141L142 245L141 244H138V240ZM9 240V239H8ZM19 240V239H18ZM245 240V239H244ZM255 240V239H254ZM50 243L49 244H57V242L56 241H54V240H52V239H50ZM71 243H74V238H71L70 240H69ZM202 241V240H201ZM200 241V242H201ZM240 241V240H239ZM79 243V242H78ZM87 243V242H86ZM29 244H31V243H29ZM117 244H119V243H117ZM203 245V244H202ZM28 246V245H27ZM32 246V245H31ZM77 247H78V245H76ZM200 246V245H199ZM198 246V247H199ZM55 246H53V245H48V243L47 244H42V243H35V244H33V246L32 247H30V248H28L27 250H24L23 249V254H26V253H28L27 254V257L26 258H24V257H21V259L19 258L17 261H21L22 263H31L32 262V264H52L53 263V261L52 260H56V259H60L61 260V254L57 251V249L56 248H54ZM197 247V248H198ZM24 248V247H23ZM111 248V247H110ZM113 248V247H112ZM21 250V249H20ZM60 250V249H59ZM149 250V249H148ZM152 250H153V248H152ZM235 250V249H234ZM243 250V249H242ZM150 251H151V249H150ZM169 251V250H168ZM21 252V251H20ZM116 252V251H115ZM147 252V251H146ZM152 252V251H151ZM216 252V251H215ZM248 252V251H247ZM19 253V252H18ZM81 253H85V251H82V250H79V251H76V255H80ZM148 253H149V251H148ZM21 254V253H20ZM177 254V253H176ZM184 254V253H183ZM232 254V253H231ZM247 254V253H246ZM141 255V254H140ZM219 255V254H218ZM21 256V255H20ZM24 256V255H23ZM245 256V255H244ZM247 256V255H246ZM9 257V256H8ZM7 257V258H8ZM121 257V256H120ZM194 257V256H193ZM199 257V256H198ZM221 257V256H220ZM249 257V256H248ZM14 258V257H13ZM189 258V257H188ZM190 259V258H189ZM192 259H194V258H192ZM2 259H0V261H1ZM15 260V259H14ZM121 260V261H120ZM16 261V260H15ZM58 261V260H57ZM81 261V260H80ZM83 261V260H82ZM216 262L217 261H221V259H219V258H217L216 260H215ZM0 263H2V262H0ZM72 263V262H71ZM75 263V262H74ZM158 264V261H156L155 262V264ZM201 263V262H200ZM235 263V262H234ZM11 264V263H10ZM17 264V263H16ZM197 264H199V263H197ZM219 264V263H218ZM226 264V263H225Z\"/></svg>",
	"mask_w": 264,
	"mask_h": 264
}]
</instances>
